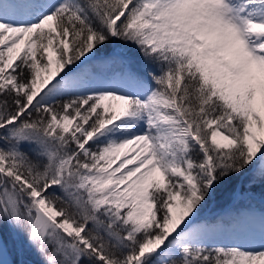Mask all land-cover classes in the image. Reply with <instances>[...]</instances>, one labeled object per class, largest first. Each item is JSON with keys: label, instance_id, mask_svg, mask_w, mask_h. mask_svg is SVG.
<instances>
[{"label": "snow or ice", "instance_id": "obj_1", "mask_svg": "<svg viewBox=\"0 0 264 264\" xmlns=\"http://www.w3.org/2000/svg\"><path fill=\"white\" fill-rule=\"evenodd\" d=\"M245 174L264 183V0H0L20 264H264V207L202 215Z\"/></svg>", "mask_w": 264, "mask_h": 264}, {"label": "rangeland", "instance_id": "obj_2", "mask_svg": "<svg viewBox=\"0 0 264 264\" xmlns=\"http://www.w3.org/2000/svg\"><path fill=\"white\" fill-rule=\"evenodd\" d=\"M250 196L251 197L254 196L252 197L254 198V200L250 199ZM212 205H213V202L209 200L208 204L202 210L203 216H214V215L225 213V212L244 210L249 207L259 210L261 207H264V198L258 197L250 191L242 192V191H239V189H237L234 194V199L232 200L231 203H229L225 207L215 210L214 208H212ZM3 232L7 239V242L6 241L5 242L7 244V247L9 248V252H10V255L14 263L15 261H17L18 264H20L21 256L18 253L16 242L13 240H10L9 230L7 229V227L0 229V234H2V236H3ZM29 257L33 260L36 259V255L34 253L26 251L23 256V260L25 261V264H32Z\"/></svg>", "mask_w": 264, "mask_h": 264}, {"label": "trees", "instance_id": "obj_3", "mask_svg": "<svg viewBox=\"0 0 264 264\" xmlns=\"http://www.w3.org/2000/svg\"><path fill=\"white\" fill-rule=\"evenodd\" d=\"M248 180L249 177L247 176V174L240 177H232L226 180L221 186L218 187L217 191L210 199L213 202L212 208L218 210L231 203L234 199V194L237 189L242 192L250 191L254 195L264 198V183L257 182L249 187ZM252 197L250 196V199L254 200V198ZM3 237L7 242L4 232ZM30 261L32 264H40V258L37 255L36 259L33 260L30 258ZM16 263L18 264L17 261H15V264Z\"/></svg>", "mask_w": 264, "mask_h": 264}, {"label": "water", "instance_id": "obj_4", "mask_svg": "<svg viewBox=\"0 0 264 264\" xmlns=\"http://www.w3.org/2000/svg\"><path fill=\"white\" fill-rule=\"evenodd\" d=\"M0 238H2L1 235H0ZM2 240H3V238H2ZM3 244H4V247H5V250H4L3 254L0 255V259L8 261L9 264H14L4 241H3Z\"/></svg>", "mask_w": 264, "mask_h": 264}, {"label": "bare ground", "instance_id": "obj_5", "mask_svg": "<svg viewBox=\"0 0 264 264\" xmlns=\"http://www.w3.org/2000/svg\"><path fill=\"white\" fill-rule=\"evenodd\" d=\"M1 235V237H3L2 236V234H0ZM3 241L5 242V240H4V238H3ZM5 244H6V242H5ZM6 247H7V244H6ZM7 249H8V251H9V248L7 247ZM10 253V252H9ZM11 256V255H10ZM12 258V257H11ZM13 260V259H12ZM13 263H14V261H13ZM15 264V263H14Z\"/></svg>", "mask_w": 264, "mask_h": 264}]
</instances>
